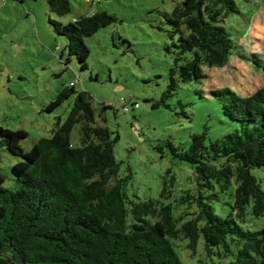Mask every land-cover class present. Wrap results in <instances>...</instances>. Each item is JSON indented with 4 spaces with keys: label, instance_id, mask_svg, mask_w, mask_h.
<instances>
[{
    "label": "trees",
    "instance_id": "16d2710c",
    "mask_svg": "<svg viewBox=\"0 0 264 264\" xmlns=\"http://www.w3.org/2000/svg\"><path fill=\"white\" fill-rule=\"evenodd\" d=\"M44 2L57 15L71 9L69 0ZM239 11L236 0L175 3L165 15L172 63L153 107H168L180 84L206 78V68L244 56L225 25ZM116 20L100 10L49 24L65 37L68 55L86 69L84 38ZM252 56L264 73V60ZM210 93L236 127L210 138L206 126L191 134L187 145L170 138L159 144L186 167L177 177L167 170L156 195L129 193L132 172L120 173L114 156L118 136L96 124L90 94L75 89L73 81L45 106L51 112L74 96L66 118H58L51 134L29 150L20 145L24 130L0 127V148L20 158L11 167L13 188L3 185L0 173V264H185L176 249L185 246L191 255L228 257V264H264V224L255 231L244 225L248 213L264 217V80L248 95L228 86ZM108 108L103 104L101 111ZM221 200L228 204L224 215L213 205Z\"/></svg>",
    "mask_w": 264,
    "mask_h": 264
},
{
    "label": "rangeland",
    "instance_id": "374dc122",
    "mask_svg": "<svg viewBox=\"0 0 264 264\" xmlns=\"http://www.w3.org/2000/svg\"><path fill=\"white\" fill-rule=\"evenodd\" d=\"M178 1L69 0L70 11L57 15L49 11L44 0H0V127L24 130L27 136L20 145L29 150L40 137L51 134L58 118H66L74 96L51 112L45 106L73 81L75 89L90 94L96 124L107 127L112 138L118 136L114 156L120 173L132 172L129 193L156 195L167 170L177 177L186 167L172 159L166 147L160 151L158 145L167 138L187 145L190 135L206 126L210 138L232 131L236 125L223 115L210 90L228 86L248 95L264 80L252 56L264 60V0H236L240 11L229 15L225 25L244 56H231L221 68H206V78L180 84L168 99V107H153L152 102L166 87L172 63L165 15ZM100 10L117 20L84 38L89 55L86 69H80L76 59L68 55L65 37L53 31L49 19L67 23ZM103 104L110 108L101 111ZM124 104L129 111H124ZM78 127L76 124L72 130L74 141ZM19 160L0 148V173L7 188L15 186L11 167ZM231 198L224 196L223 200L230 202ZM223 200L213 202L221 215L228 207ZM263 224L264 217L246 214L244 225L248 229L255 231ZM176 249L185 264H228L230 259L201 252L191 255L186 246Z\"/></svg>",
    "mask_w": 264,
    "mask_h": 264
},
{
    "label": "built area",
    "instance_id": "2783aa9c",
    "mask_svg": "<svg viewBox=\"0 0 264 264\" xmlns=\"http://www.w3.org/2000/svg\"><path fill=\"white\" fill-rule=\"evenodd\" d=\"M124 109H126V107H124Z\"/></svg>",
    "mask_w": 264,
    "mask_h": 264
}]
</instances>
